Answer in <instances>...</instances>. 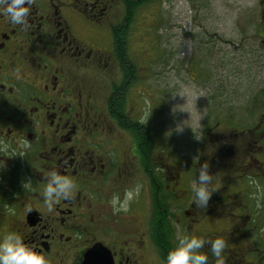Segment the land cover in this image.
<instances>
[{"label": "flooded vegetation", "instance_id": "1", "mask_svg": "<svg viewBox=\"0 0 264 264\" xmlns=\"http://www.w3.org/2000/svg\"><path fill=\"white\" fill-rule=\"evenodd\" d=\"M135 2L32 0L23 28L0 16V234L19 231L49 264H163L175 240L202 223L193 232L222 235L226 264H264V206L255 203L262 194L264 205V111L252 125L224 124L215 141L226 196L215 184L206 207H196L198 166L166 154L159 107L144 93L151 60L144 67L132 57ZM257 4L249 37L264 71V0ZM216 163L209 172L219 181ZM51 170L77 187L49 211L40 193ZM137 183L129 211L113 214L112 194ZM220 214L229 227H213ZM202 251L214 264L208 245Z\"/></svg>", "mask_w": 264, "mask_h": 264}, {"label": "rangeland", "instance_id": "2", "mask_svg": "<svg viewBox=\"0 0 264 264\" xmlns=\"http://www.w3.org/2000/svg\"><path fill=\"white\" fill-rule=\"evenodd\" d=\"M257 1L152 0L135 9L132 57L141 66H151L142 69L147 74L143 85L159 107L158 137L166 154L184 167L199 168L206 160L222 166L225 154L215 139L224 124L252 125L264 111V71L260 64L254 65L256 53L249 37L253 24H248L257 22ZM144 107L145 115H150L147 100ZM218 169L216 184L220 195L226 196L224 168ZM200 224L194 230L207 228ZM229 224L228 217L220 214L219 223L212 225Z\"/></svg>", "mask_w": 264, "mask_h": 264}, {"label": "clouds", "instance_id": "3", "mask_svg": "<svg viewBox=\"0 0 264 264\" xmlns=\"http://www.w3.org/2000/svg\"><path fill=\"white\" fill-rule=\"evenodd\" d=\"M31 3L32 0H0V16H3L12 25L26 27ZM14 73L16 79L21 78L19 68H16ZM18 147L21 151L16 154L23 156V151L29 150L30 144L24 140L19 143ZM248 182L256 188L259 194L260 185L256 179L249 177ZM215 184L216 174L209 172V162L206 160L199 165L195 181L192 183L193 203L196 207H206L210 196L217 190ZM30 185L31 181L23 183L25 189ZM76 187L70 176L51 170L47 174L46 184L40 195L44 205L51 211L61 199L69 200ZM141 188L142 185L137 183L131 188H125L122 194L113 193L110 198L113 214L127 213L130 203L140 195ZM255 203L257 208L264 206L259 195H257ZM205 245H208V250L214 257V264H226L227 244L225 238L222 235H216L214 238L205 237L194 232L184 233L175 240L163 258V264H208V255L202 251ZM0 264H49V260L42 252L26 243L19 231L9 230L0 234Z\"/></svg>", "mask_w": 264, "mask_h": 264}, {"label": "trees", "instance_id": "4", "mask_svg": "<svg viewBox=\"0 0 264 264\" xmlns=\"http://www.w3.org/2000/svg\"><path fill=\"white\" fill-rule=\"evenodd\" d=\"M152 0H136L135 9L139 8V6L150 3Z\"/></svg>", "mask_w": 264, "mask_h": 264}]
</instances>
